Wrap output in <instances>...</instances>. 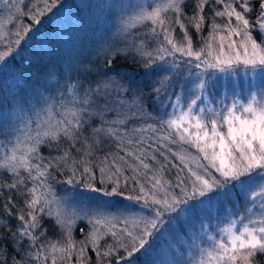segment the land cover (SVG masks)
Segmentation results:
<instances>
[{"label": "snow or ice", "instance_id": "obj_1", "mask_svg": "<svg viewBox=\"0 0 264 264\" xmlns=\"http://www.w3.org/2000/svg\"><path fill=\"white\" fill-rule=\"evenodd\" d=\"M3 3L0 62L7 65L24 58L25 45L62 4L38 0L25 12L16 0ZM186 4L134 5L120 18L122 38L99 47V63L83 68L84 80H73L69 66L63 82L21 96L11 119L0 118V264H93V256L95 264H144L140 257L147 264H261L264 80L246 94L210 89L218 73L264 77V0H192L191 14ZM13 17L14 30L6 27ZM189 28L201 35L198 48ZM118 61L143 69L149 83L134 87V75L114 72ZM128 93L133 115L156 123L125 127L119 110L128 102L118 97ZM65 184L79 189L74 205L55 194ZM129 186L135 195H126ZM234 195L243 204L226 206L214 223L196 215Z\"/></svg>", "mask_w": 264, "mask_h": 264}, {"label": "trees", "instance_id": "obj_2", "mask_svg": "<svg viewBox=\"0 0 264 264\" xmlns=\"http://www.w3.org/2000/svg\"><path fill=\"white\" fill-rule=\"evenodd\" d=\"M37 2L38 0H24L21 8L26 12L29 6L34 7ZM61 4L62 7L57 6V9L54 10V14H49L48 18L40 26V32L37 40L35 42L30 41V46L25 45L26 51L23 53V59L17 56L14 61L10 60L7 65L0 62V118L5 116L11 108L15 106L14 102L19 100L21 96H24L26 99H32L34 96H38V94L44 90V81L49 75L58 77L60 74L62 75L64 73H62L64 60L68 55L70 47L72 46L71 43L80 40L81 27L84 17L82 9L80 7L76 8V6L72 4L71 0H61ZM191 4L192 0H187L186 11H188L189 14H191ZM15 19L16 18L13 17V21L9 23V29L14 30ZM24 22L27 23L28 20L24 19ZM217 22L223 23V21L219 18L217 19ZM136 32L143 36L146 32V28L139 27L136 29ZM189 32L192 35L194 46L198 48L201 43V35H197L191 28H189ZM33 35L37 34L33 33ZM207 35L208 28L206 26L203 29L202 36L207 37ZM176 38H182V34L178 28L176 29ZM96 63H99L98 59L95 61L92 60L91 66L94 67ZM83 65L84 64L82 62V66ZM116 69L120 72L128 71L130 74L134 75V87H145L149 83L143 75V69L139 68L135 64L118 61L114 72ZM37 74H39V80ZM112 74L113 73H110V75ZM89 78L95 79L94 76ZM131 95V93H128L127 95L118 97V99L128 102L119 110V118L125 119V127L128 130H132L135 128L145 127L147 124L155 123V119H148L147 117L141 119L138 113L133 115L131 112L127 111V109L130 108L129 104L131 103ZM112 98H117L115 92L112 93ZM151 109L152 101L151 98H149L147 110L149 111ZM135 112L136 108L133 113ZM155 113L156 112L152 110L153 117H155ZM116 116L117 113L113 112L108 114L106 119L111 120ZM96 122L98 123V120ZM146 135L151 136L152 134L146 133ZM136 138L139 139V135ZM172 146L174 145H171V147ZM108 150L109 149L105 147L104 151ZM42 154L47 155L48 149L42 148ZM174 162L179 163V161L175 160ZM180 174L184 175L185 173ZM166 175L169 180L174 182L177 176V170L175 168H171ZM4 179H6V177H4ZM58 179L63 180V177H58ZM54 187L56 195L74 194V192L79 191L78 188L66 184L62 187L59 185H55ZM130 189L131 186H129V189L125 190L126 195H135L136 193L131 192ZM7 195L8 192L5 191L3 196ZM111 199L115 201L122 200L121 197H113ZM0 211H2V209H0ZM13 224H15V221H13ZM49 234L51 235V232ZM75 235L77 239H81V234L78 230ZM121 255H123V253H121ZM92 259L93 264H95V257L93 256ZM138 260L147 264V258L140 257Z\"/></svg>", "mask_w": 264, "mask_h": 264}, {"label": "rangeland", "instance_id": "obj_3", "mask_svg": "<svg viewBox=\"0 0 264 264\" xmlns=\"http://www.w3.org/2000/svg\"><path fill=\"white\" fill-rule=\"evenodd\" d=\"M24 0H16L20 6ZM72 4L76 8L82 9V14L84 20L81 27V37L79 41H74L71 43L68 55L64 60L62 75L58 77L49 75L44 81V88H54L56 86V81L63 79L68 75V68L71 66V76L75 80L78 76L81 80L85 79V74L83 73L84 66H90L89 62L96 60V52L99 47L105 42L112 43L113 41L120 40L122 37L117 36V30L120 24V18L122 15H128L133 12V6L139 3L145 5L153 3L154 0H71ZM8 12L5 8L3 0H0V21L7 17ZM10 23V22H9ZM9 24L6 25L8 28ZM259 40V36L257 35ZM83 62V66H82ZM82 66V67H81ZM115 71H118L116 69ZM219 79L214 81L215 87L210 89L213 94L224 93L225 95H230L233 90L238 93H247L252 88H259L264 77L257 73L253 75L252 73L245 74L242 70L236 76H229L226 74H219ZM39 95V94H38ZM14 107L2 118L11 119L13 112L16 110V102H14ZM133 107L127 109L128 112L133 114ZM149 111H152L149 110ZM158 113H155V117ZM156 123V122H155ZM174 150H179V145L172 146ZM185 148L188 146L185 145ZM189 151L195 152L194 149ZM58 197L64 198L65 201L71 206L76 204L73 199V194L57 195ZM239 200L243 204L242 198L234 195L232 201L225 203L213 202L210 205L205 206L203 209H198L196 215L204 218H212V222H215V218L218 216H223L225 207L231 208L235 201ZM124 203H131L130 201H123ZM112 214H118L116 209L110 210ZM205 220V223H208ZM163 255V253H162ZM256 260L264 264V256L258 255Z\"/></svg>", "mask_w": 264, "mask_h": 264}]
</instances>
